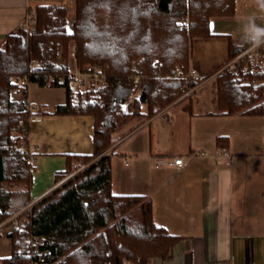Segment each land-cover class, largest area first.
<instances>
[{
	"label": "trees",
	"instance_id": "1",
	"mask_svg": "<svg viewBox=\"0 0 264 264\" xmlns=\"http://www.w3.org/2000/svg\"><path fill=\"white\" fill-rule=\"evenodd\" d=\"M235 4L236 0H76L71 32L65 8L37 5L31 30L19 29L7 37L0 49V222L29 203L32 185L27 133L36 113L26 92L12 99L14 90L19 94V81L64 87L66 101L54 113L94 119L92 154L68 155L66 169L57 172L55 180L77 173L26 212L23 234L42 238L44 264H149L153 258H169L181 237L155 224L148 196L112 193L111 158L105 152L130 120L155 116L208 77L191 76L192 40L211 37L210 19L234 16ZM72 43L77 69H96L105 82L86 95L78 92L76 102L68 88ZM251 44L248 38L229 39V60ZM257 77L230 70L218 74L219 112L264 115V86L252 84ZM135 91L134 112H124L122 106ZM11 236L6 264L37 260L19 232Z\"/></svg>",
	"mask_w": 264,
	"mask_h": 264
},
{
	"label": "crops",
	"instance_id": "2",
	"mask_svg": "<svg viewBox=\"0 0 264 264\" xmlns=\"http://www.w3.org/2000/svg\"><path fill=\"white\" fill-rule=\"evenodd\" d=\"M75 2L0 0V49L37 5L65 8L71 32ZM235 6L234 16L210 19L211 37L192 40L191 74L208 77L155 116L130 120L105 152L111 158L112 193L148 196L155 224L181 237L168 259L153 258L149 264H264V115L223 114L217 107V70L229 60V39H251L248 29L253 22L264 28V10L257 0H236ZM44 89L48 87L40 91ZM27 96L31 102L30 91ZM65 101L66 94L57 92L52 103H42L29 119L34 169L27 205L77 173L55 180V174L66 169L68 155L93 152V117L55 114ZM130 103L123 111L133 112ZM200 150L207 155L195 156ZM180 157L182 167L156 166L157 159ZM3 238L10 246L9 255L0 256L6 259L11 242Z\"/></svg>",
	"mask_w": 264,
	"mask_h": 264
},
{
	"label": "built area",
	"instance_id": "3",
	"mask_svg": "<svg viewBox=\"0 0 264 264\" xmlns=\"http://www.w3.org/2000/svg\"><path fill=\"white\" fill-rule=\"evenodd\" d=\"M258 7L261 9V7L258 4ZM35 21V13L27 20L21 29H24L26 31L30 30L34 24ZM36 62L32 61L31 66H35ZM92 73L90 72H81L77 71L72 74H70V78L68 80V88L72 90L73 93L79 91L80 87L82 85H85L88 81L87 76H93L97 77L98 72L96 69ZM227 70L234 71L236 73L242 72V73H250V74H256L258 77L252 81V84L254 86L262 85L264 86V41L257 43H253L245 49L243 52H241L239 55H237L234 59L229 61L224 67L219 69L218 73H223ZM96 71V72H95ZM191 73V72H190ZM192 76V74H191ZM261 76L262 78H259ZM105 82L102 78H100V82H96L94 84V90H96L99 86H103ZM88 88L90 87L89 84H87ZM86 86V85H85ZM97 86V87H96ZM19 95L21 92H28V83L26 79H22L18 83V89ZM190 89H186L183 95H185ZM77 100V99H76ZM97 101V99H95ZM262 101H264V92H262ZM195 156H201L205 157L207 154L203 150L194 152ZM30 162L34 163V156H30ZM177 166L182 167L184 165L183 159L180 158H174L173 160H164L162 158L156 160V166ZM31 205H26L13 213L11 216L6 218L4 221L0 222V237L6 236L12 242V233L19 232V236L21 237V242L30 244L32 250L37 254V260H33L32 264H44L45 258H44V252L39 250V246L42 243V238L40 237H31L30 235L23 234V229L26 227L28 222V216L26 212L30 208ZM19 236H16V238L19 239ZM24 249L20 248V251H23ZM27 251V250H26ZM5 259L0 258V264H6ZM123 264H131L129 261H124Z\"/></svg>",
	"mask_w": 264,
	"mask_h": 264
},
{
	"label": "rangeland",
	"instance_id": "4",
	"mask_svg": "<svg viewBox=\"0 0 264 264\" xmlns=\"http://www.w3.org/2000/svg\"><path fill=\"white\" fill-rule=\"evenodd\" d=\"M31 30V29H30ZM29 31V30H28ZM73 47H74V45H73V43L71 44V50H70V52H69V61H68V65H69V71H70V74H72V73H74V72H77V71H80L79 69H77V67L75 68L74 67V62H75V60H74V57L73 56H71V51H73ZM234 59V58H233ZM229 61H231V60H228V62ZM227 62V63H228ZM226 63V64H227ZM226 64H224L222 67H224ZM222 67H220L219 69H221ZM94 70H92L90 73H92ZM97 71V70H96ZM95 71V72H96ZM217 71H219V70H217ZM82 72V71H81ZM86 78H88V81L86 82V86L85 85H82V87H80V89H79V91H77V92H79V93H81V94H83V95H86V93L88 92V91H93L95 88H94V84H96V82H100V76H97V77H93V76H89V74L87 75V76H85ZM87 84H89L90 85V87L88 88L87 86ZM97 87V86H96ZM195 88V87H194ZM193 88V89H194ZM41 90V87H39L37 84H35V83H29L28 84V93H29V91H30V100H31V106L33 107V109H35V108H37V107H42V105L44 106V104H42V103H52L53 102V100L55 99V98H57V92H62V94H63V96H64V91H65V89H64V87H48V89H44L43 91H40ZM138 95V91H135V92H133L132 94H131V96H130V99H129V101H131V103H130V107H131V109L133 110V112H134V107H133V96H137ZM59 95V94H58ZM72 95H73V97H72V99H73V102H76L77 100V94H76V92L75 93H72ZM61 96V95H60ZM183 96V95H182ZM181 96V97H182ZM17 97H18V99H20V96H19V94L17 95V93H15V90L13 91V93H12V99H14V100H18L17 99ZM34 97V98H33ZM180 97V98H181ZM37 99H39V100H37ZM179 100V99H178ZM38 101H40V104H38L39 102ZM128 101V102H129ZM127 102V103H128ZM173 104V103H172ZM39 105H41V106H39ZM124 106V108H126V103L123 105ZM122 106V107H123ZM129 107V108H130ZM127 108H128V106H127ZM123 109V108H122ZM127 110V109H126ZM124 112H130L129 110L128 111H124ZM17 134V136L19 135L18 133H15V135ZM9 252H10V246H9V243L7 242V240L5 239V238H3V236H1L0 237V256L1 257H3V256H7V255H9Z\"/></svg>",
	"mask_w": 264,
	"mask_h": 264
},
{
	"label": "clouds",
	"instance_id": "5",
	"mask_svg": "<svg viewBox=\"0 0 264 264\" xmlns=\"http://www.w3.org/2000/svg\"><path fill=\"white\" fill-rule=\"evenodd\" d=\"M259 6L264 10V0H257ZM248 34L251 36V42L259 43L264 41V28L257 26L254 22L250 24Z\"/></svg>",
	"mask_w": 264,
	"mask_h": 264
}]
</instances>
